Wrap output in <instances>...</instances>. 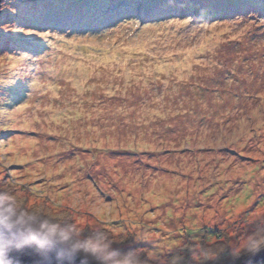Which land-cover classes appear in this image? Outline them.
<instances>
[{
  "label": "rangeland",
  "instance_id": "obj_1",
  "mask_svg": "<svg viewBox=\"0 0 264 264\" xmlns=\"http://www.w3.org/2000/svg\"><path fill=\"white\" fill-rule=\"evenodd\" d=\"M216 1L0 46V87L25 82L0 99V192L96 244L78 254L90 264L124 247L131 264H236L264 248V15L251 0L197 19ZM25 2L0 0V31H36L17 23Z\"/></svg>",
  "mask_w": 264,
  "mask_h": 264
},
{
  "label": "snow or ice",
  "instance_id": "obj_2",
  "mask_svg": "<svg viewBox=\"0 0 264 264\" xmlns=\"http://www.w3.org/2000/svg\"><path fill=\"white\" fill-rule=\"evenodd\" d=\"M260 2L259 14L264 15V0ZM161 3L162 0H26L22 5L13 6L18 13L17 23L22 29H35L36 31L27 33L0 31V46L11 43L22 51L42 50L44 40L38 37L49 35L44 31L45 29L63 30L64 27L90 25L114 15H148L158 9ZM188 4H191L192 11L187 14H195L198 8L204 6L199 0H188L182 11H186ZM226 6L235 9L240 14L256 11L255 6L249 0H228ZM25 10H31V14H26ZM24 86L25 82H17L9 88L0 87V99H3L5 95L12 98L13 93L22 90Z\"/></svg>",
  "mask_w": 264,
  "mask_h": 264
},
{
  "label": "clouds",
  "instance_id": "obj_3",
  "mask_svg": "<svg viewBox=\"0 0 264 264\" xmlns=\"http://www.w3.org/2000/svg\"><path fill=\"white\" fill-rule=\"evenodd\" d=\"M10 199L0 192V264H25L31 252L47 249L52 253L58 247L62 249L59 255L39 258L35 264H78L79 252L97 251V245L91 241L86 245L70 243L73 232L60 223L34 215L21 216L8 203Z\"/></svg>",
  "mask_w": 264,
  "mask_h": 264
},
{
  "label": "trees",
  "instance_id": "obj_4",
  "mask_svg": "<svg viewBox=\"0 0 264 264\" xmlns=\"http://www.w3.org/2000/svg\"><path fill=\"white\" fill-rule=\"evenodd\" d=\"M208 2H211V0H207ZM224 0H217L216 2H215V4H214V6H216V8H214V9H210V8H207V9H202L201 10V13L198 15V16H196L197 17V19H199L200 21H202L203 19L204 20H206V21H208V20H214V19H217V18H220V17H223V16H225V15H228L227 16V18L230 16V13L232 14V13H234V12H236V10L235 9H233V8H229V7H227V6H222L221 5V3L223 2ZM208 2H206V3H208ZM169 3V4H168ZM165 2L164 4H161V6L158 8V9H156V10H154L151 14H148V15H144V14H140V15H137V16H139V17H141V18H146V19H149V20H155V19H160L159 17H157V15H159V13H158V10H163V11H165V12H167L168 14H170V17H172V16H174V14H176V12L177 11H175V10H172V8L171 7H173V6H175V7H177L178 8V10L180 11H182V9H185V4H186V0H182L181 1V4H180V6L178 7L177 5H174L173 3H171V2ZM208 7V6H207ZM190 11H192V6H191V4L189 5V7L186 9V11H183V13L182 14H184V13H186V12H190ZM157 17V18H156ZM169 17V16H168ZM104 25L105 24H103V26L102 27H104ZM97 29V28H96ZM126 249H128V250H126ZM121 250V249H120ZM121 252V253H120ZM123 252V253H122ZM113 253H115L116 254V256H120V259H117V261H116V263H114V264H131L128 260L127 261H124V259L126 258V256L128 255V254H130V253H134L133 252V249L131 248V247H124L123 249H122V251H117V252H113ZM78 254H81V252L80 253H78ZM77 254V255H78ZM135 254V253H134ZM88 255H90V254H88ZM84 257H86V255H84ZM98 258V257H97ZM138 258H140V259H144L145 257L144 256H138ZM100 259V258H99ZM127 259V258H126ZM235 259V260H234ZM234 259H232L233 261H236V264H241L242 263V261L240 262V263H238L237 261H238V259L237 258H234ZM188 258L186 257V261L188 262ZM186 263V262H185ZM189 263V262H188ZM188 263H186V264H188ZM90 264V263H89ZM93 264V263H92Z\"/></svg>",
  "mask_w": 264,
  "mask_h": 264
},
{
  "label": "water",
  "instance_id": "obj_5",
  "mask_svg": "<svg viewBox=\"0 0 264 264\" xmlns=\"http://www.w3.org/2000/svg\"><path fill=\"white\" fill-rule=\"evenodd\" d=\"M61 251L62 249L58 247L52 253H49L47 249H41V250H37L36 252H31L28 256H26L25 264H35V261L37 259L46 257L48 255H53L55 257L59 255ZM80 261H82L83 264H89L88 262H86L85 260L79 257L78 264H80ZM253 262L254 264H264V248L253 253L251 256L245 259L241 264H253Z\"/></svg>",
  "mask_w": 264,
  "mask_h": 264
},
{
  "label": "bare ground",
  "instance_id": "obj_6",
  "mask_svg": "<svg viewBox=\"0 0 264 264\" xmlns=\"http://www.w3.org/2000/svg\"><path fill=\"white\" fill-rule=\"evenodd\" d=\"M83 199V198H82Z\"/></svg>",
  "mask_w": 264,
  "mask_h": 264
}]
</instances>
